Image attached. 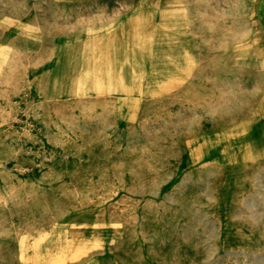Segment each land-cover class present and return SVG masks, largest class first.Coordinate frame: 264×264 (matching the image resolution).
Segmentation results:
<instances>
[{"label": "rangeland", "instance_id": "obj_1", "mask_svg": "<svg viewBox=\"0 0 264 264\" xmlns=\"http://www.w3.org/2000/svg\"><path fill=\"white\" fill-rule=\"evenodd\" d=\"M0 264H264V0H0Z\"/></svg>", "mask_w": 264, "mask_h": 264}]
</instances>
